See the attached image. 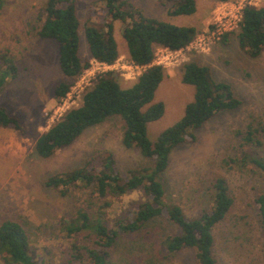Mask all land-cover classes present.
I'll return each mask as SVG.
<instances>
[{"label":"rangeland","instance_id":"1","mask_svg":"<svg viewBox=\"0 0 264 264\" xmlns=\"http://www.w3.org/2000/svg\"><path fill=\"white\" fill-rule=\"evenodd\" d=\"M45 1L2 0L0 8V51L10 54L17 65L15 77L8 79L0 92V105L17 116L23 126L21 132L12 127H0V222L6 218L21 222L38 263L86 264L69 262V242L58 233V221L83 204V194L74 190L62 196L58 190L46 185L47 177L75 168L104 149L114 154L122 172L149 165L152 160L143 157L137 149L122 144L123 122L119 117L87 129L70 146L57 150L49 158H40L34 153L39 134L67 109L81 102L75 93L60 101L53 97L56 84L67 78L58 65L57 44L36 34L41 24L38 10ZM94 1L77 0L76 3L80 21L79 55L83 60L89 59L90 67L71 84H80L77 88L84 86V90L88 87L86 82L92 83L102 70L89 56L84 27L88 21L103 25L109 19L102 5ZM129 1L149 17L194 26L198 31L196 38L212 31L220 3L197 0L194 14L170 16L167 11L171 2L168 0ZM247 1L253 6L264 5V0ZM121 25L119 20L113 22L119 57L110 69L117 73L121 87H128L143 68L130 66ZM235 30L228 29L208 48L196 49L188 45L176 55L156 59L164 66L165 75L150 104L162 101L165 109L162 117L148 124L147 135L150 140H155L163 129L182 116L186 103L193 99L194 87L181 81L183 63L195 61L207 65L216 80L231 85L241 100L240 106L212 117L196 130L194 141L179 144L171 153L165 175L168 198L179 204L188 217H193L211 205L208 198L211 181L218 176L224 177L233 204L224 219L213 228V255L217 264H264L263 237L254 202L264 178L256 166L240 161L237 135V131L243 130L248 123L254 126L264 123V51L255 58L246 55L232 35ZM226 33L231 35L223 42ZM259 137L263 141L259 153L264 154V132ZM246 150L252 152V149ZM141 199L139 190L116 198L109 211L110 218L128 214ZM160 222L154 230L122 238L114 249L115 264H196L191 249H182L169 259L157 257L154 235L157 229H161L159 234L168 229L165 222Z\"/></svg>","mask_w":264,"mask_h":264},{"label":"trees","instance_id":"2","mask_svg":"<svg viewBox=\"0 0 264 264\" xmlns=\"http://www.w3.org/2000/svg\"><path fill=\"white\" fill-rule=\"evenodd\" d=\"M168 1L171 2L167 11L170 16L191 15L196 11V0ZM76 3L77 0H46L38 10L41 24L36 34L57 44L58 65L67 78L53 89L56 101L62 100L72 81L90 67L89 59L83 60L79 55L80 21ZM93 3L101 4L109 19L103 25L88 21L84 27L90 58L108 65L115 63L119 51L113 22L119 20L130 61L144 69L128 87H121L113 69L98 73L92 85L84 90L80 104L67 109L39 134L34 153L40 158H49L57 150L70 146L87 129L119 117L123 122L122 144L137 149L152 163L122 172L114 154L104 149L75 168L47 177L46 185L58 190L62 196L77 190L84 197L81 206L58 221V233L69 242V262L115 264L114 249L122 238L154 230L158 222L163 221L168 227L167 232L159 234L161 229H157L154 235L157 257L169 259L182 249H191L196 264H217L213 255V228L224 219L233 204L227 180L222 176L215 177L209 185L211 205L188 217L179 204L169 200L165 175L171 153L179 144L194 141L198 128L221 112L237 109L241 100L228 82L213 77L209 66L185 62L181 67V81L194 87L193 99L186 103L176 122L163 129L155 140H150L148 124L162 117L165 109L162 101L150 104L165 75L164 66L154 62L155 50L159 47L182 50L198 31L194 26L149 17L129 0H95ZM230 35L227 34L223 42ZM232 35L246 55L252 58L261 55L264 51V5H246ZM16 73L14 58L0 51V92ZM0 127L23 130L20 119L3 105H0ZM262 132L264 123L258 126L248 123L243 130L237 131V135L240 161L256 166L264 178V154L259 153L263 146L259 137ZM132 190H139L142 199L128 214L111 219L109 211L113 201ZM254 202L262 231L264 257V182ZM0 261L2 264H46L38 263L27 231L20 221L12 218L0 222Z\"/></svg>","mask_w":264,"mask_h":264},{"label":"built area","instance_id":"3","mask_svg":"<svg viewBox=\"0 0 264 264\" xmlns=\"http://www.w3.org/2000/svg\"><path fill=\"white\" fill-rule=\"evenodd\" d=\"M246 5H251V2H248L247 0H228V1L220 2L215 12L214 22H213L214 25H213L212 31L208 32L207 34H201L197 38L195 37L189 45L194 46L196 49L198 48L205 49V48H208L210 44H212L211 42L218 40L220 36L223 33H225V31H228V29L229 30L233 28L237 29L238 23L240 22L242 18L243 9ZM179 51L181 50L172 51L167 48L159 47L155 50L154 62L156 61L157 64H160V62L157 60H160L161 57H168L173 54L176 55ZM93 61L99 68L102 69L101 72L106 71V69L110 70L112 66L113 67L115 66L114 63L111 65H108L104 63H99L98 61L94 59ZM130 66L135 69L136 68L144 69V67L136 65L131 61H130ZM88 83L86 82L85 85H88L89 87L92 85L93 82L92 83L90 82L89 84ZM77 87H80V84L71 85L70 90L68 91L65 97H67L71 93H75L76 98L77 97L81 98L84 92V86H82V88H77Z\"/></svg>","mask_w":264,"mask_h":264},{"label":"crops","instance_id":"4","mask_svg":"<svg viewBox=\"0 0 264 264\" xmlns=\"http://www.w3.org/2000/svg\"><path fill=\"white\" fill-rule=\"evenodd\" d=\"M196 4H197V0H196Z\"/></svg>","mask_w":264,"mask_h":264}]
</instances>
